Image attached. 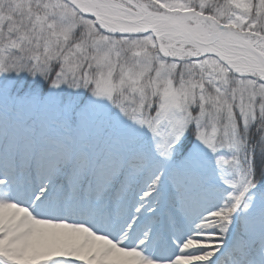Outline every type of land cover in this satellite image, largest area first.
I'll return each mask as SVG.
<instances>
[{
    "label": "snow or ice",
    "instance_id": "6c2138e0",
    "mask_svg": "<svg viewBox=\"0 0 264 264\" xmlns=\"http://www.w3.org/2000/svg\"><path fill=\"white\" fill-rule=\"evenodd\" d=\"M0 264H264V0H0Z\"/></svg>",
    "mask_w": 264,
    "mask_h": 264
}]
</instances>
